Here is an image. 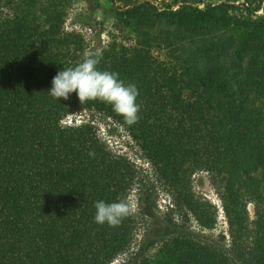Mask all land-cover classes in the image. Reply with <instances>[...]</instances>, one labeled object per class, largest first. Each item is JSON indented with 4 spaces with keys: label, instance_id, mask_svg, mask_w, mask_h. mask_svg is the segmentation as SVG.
Segmentation results:
<instances>
[{
    "label": "trees",
    "instance_id": "trees-1",
    "mask_svg": "<svg viewBox=\"0 0 264 264\" xmlns=\"http://www.w3.org/2000/svg\"><path fill=\"white\" fill-rule=\"evenodd\" d=\"M70 1L0 0V264H108L128 248L132 215L100 225L94 205L128 200L138 171L93 124H61L81 109L124 125L167 185L181 220L167 219L173 230L160 246L172 264H264V112L250 103L251 95L264 98L263 21L211 0H172L161 11L147 0H119L131 6L111 13L139 35L99 48L98 67L137 86L140 119L129 126L111 105L48 92L57 72L90 50L82 34L64 30ZM163 49V59L153 54ZM200 169L219 193L226 246L202 232L215 226L217 211L192 191ZM188 215L199 230L186 225ZM153 244L140 245L127 264H151Z\"/></svg>",
    "mask_w": 264,
    "mask_h": 264
},
{
    "label": "rangeland",
    "instance_id": "rangeland-1",
    "mask_svg": "<svg viewBox=\"0 0 264 264\" xmlns=\"http://www.w3.org/2000/svg\"><path fill=\"white\" fill-rule=\"evenodd\" d=\"M144 1L146 0H140L139 3H143ZM147 1L156 5L158 11L166 9L163 4L164 2L165 4L172 2V0ZM209 2L212 5H220L224 9L226 8L230 15L240 17L248 14L252 19L259 18L264 24V20H262L264 17V0H211ZM258 3L260 4L259 9L251 11ZM195 5L201 9L204 8L203 3ZM114 6L127 9L131 4L124 5L119 0H114V4L110 0H71L66 10L64 30L82 34L85 38L87 49L90 50L106 47L113 41L121 43L124 41L128 44H133L137 35H139V31L135 32L136 27L134 23L129 25L120 23L116 19L115 14L111 13L110 9L114 8ZM177 7V4L172 5L171 9ZM137 27L139 28L140 25ZM124 39L129 40L125 41ZM153 52L160 59H163L166 51L163 49L161 51L154 50ZM221 54L222 52L219 53L218 57ZM244 65L247 67L248 63L246 65L245 62ZM259 65L264 66V63H259ZM245 75L246 73L242 74L241 77L243 78ZM248 89L252 90L254 87L250 86ZM253 93L255 92L252 91L251 94ZM250 103L253 107H258L264 112V98L262 95H251ZM69 116L72 120L64 123L62 122L64 116L61 119L62 125L93 124L98 136L107 144L108 148L114 154L126 157L138 171L128 196V200L134 203L137 209L132 214L134 221L133 236L128 248L117 254L108 264H127L134 253L138 251L139 246L151 240H153L154 244L146 252V256L150 259L151 264H172L171 259L166 257L160 250V246L173 230V226L167 219L171 218L176 223L181 222V220L177 214L178 212L172 208V195L167 185L160 180L151 161L145 156L138 143L131 137L128 129L112 118L87 109L74 110L72 113H69ZM255 118L257 116L253 117V121ZM191 186L192 191L196 195L211 202L217 211L215 226L212 229L203 230L202 232L209 239L219 242L224 246L228 245L229 234L227 219L219 193L211 182L210 174L203 169L196 170L191 175ZM247 209L252 219L254 217V206L252 202H248ZM188 218L186 225L196 231L199 230L200 228L194 217L188 215ZM222 236H224V240Z\"/></svg>",
    "mask_w": 264,
    "mask_h": 264
},
{
    "label": "clouds",
    "instance_id": "clouds-1",
    "mask_svg": "<svg viewBox=\"0 0 264 264\" xmlns=\"http://www.w3.org/2000/svg\"><path fill=\"white\" fill-rule=\"evenodd\" d=\"M102 59V51H85L81 62L75 66L63 68L52 79L49 94L55 98L69 99L75 92L83 105L88 101H100L111 105L114 112L121 115L127 125L136 124L139 119L140 104L138 88L133 83H126L119 73L101 70L98 65ZM89 155H94L90 152ZM94 221L110 227L119 226L123 219L136 212V205L127 199H119L106 203L104 200L95 202Z\"/></svg>",
    "mask_w": 264,
    "mask_h": 264
},
{
    "label": "built area",
    "instance_id": "built-area-1",
    "mask_svg": "<svg viewBox=\"0 0 264 264\" xmlns=\"http://www.w3.org/2000/svg\"><path fill=\"white\" fill-rule=\"evenodd\" d=\"M68 120H72V119L70 118L69 114H67V115L64 117V119L62 120V122L66 123V121H68Z\"/></svg>",
    "mask_w": 264,
    "mask_h": 264
}]
</instances>
